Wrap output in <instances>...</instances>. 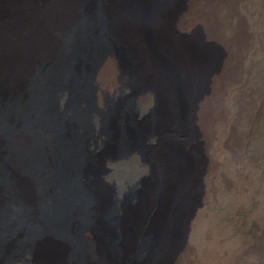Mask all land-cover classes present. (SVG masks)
<instances>
[{"label":"rangeland","instance_id":"obj_1","mask_svg":"<svg viewBox=\"0 0 264 264\" xmlns=\"http://www.w3.org/2000/svg\"><path fill=\"white\" fill-rule=\"evenodd\" d=\"M170 27L177 40H198L216 55L190 84L177 61L172 79L185 89L178 94L177 122L163 121L165 92L140 73L148 66L143 35L132 55L115 40L111 62L106 60L95 76L101 114L92 115L99 135L90 152L82 147L83 165L94 166L101 156L116 158L103 162L96 188L89 177L78 184L91 211L95 192L105 198L106 233L97 231L102 255L92 263L264 264V0H176ZM157 45L171 67L166 45ZM81 98L88 108L89 95ZM76 101L71 94L57 115L70 127L80 126L85 143L88 127L75 110ZM47 105L54 113L51 99ZM171 151L186 170L181 180L175 179L178 195L158 207L157 186L170 173ZM184 158L189 162L183 163ZM177 207V231L164 255L159 246L163 215L172 231L168 218ZM132 211L126 219L132 228H126L124 219ZM90 220L94 224L91 215ZM86 235L90 259L94 236ZM10 243L7 236L0 239V264L12 253ZM73 245L75 253L67 251L65 264H84L86 251Z\"/></svg>","mask_w":264,"mask_h":264},{"label":"bare ground","instance_id":"obj_2","mask_svg":"<svg viewBox=\"0 0 264 264\" xmlns=\"http://www.w3.org/2000/svg\"><path fill=\"white\" fill-rule=\"evenodd\" d=\"M175 6L176 0H0V239L9 237V247H13L1 264H65L67 251L75 253L73 244L78 248L81 244L86 251L84 264H94L101 257L98 239L102 237L97 231L106 233L105 198L93 192L91 211L89 197L78 190L84 177L96 188L103 162L116 158L115 154L101 156L94 166L83 165L82 147L90 152L99 135L92 115L101 114L96 108L95 76L106 60L111 62L115 40L132 55L143 35L148 66L145 74L140 73L165 92L163 121L177 122L181 114L178 94L185 90L172 79L177 61L190 84L216 55L198 40L173 37L170 21ZM158 43L166 45L173 68ZM85 93L90 103L84 109L81 97ZM71 94L77 99L75 110L84 115L88 127L85 143L81 127H70L57 115ZM50 99L54 113L48 110ZM118 122L114 117L111 129L115 135ZM171 152L170 173H164L157 186L158 207L178 195L175 179L181 180L186 170ZM186 162L188 158L183 159ZM173 212L176 215L168 218L173 220L172 231L169 222H164L165 215L161 224L159 246L164 255L171 250L176 220L178 225L181 216L178 207ZM132 214L124 219L126 228H132V221L126 220ZM90 215L94 224L88 223ZM87 233L94 236L90 259Z\"/></svg>","mask_w":264,"mask_h":264}]
</instances>
